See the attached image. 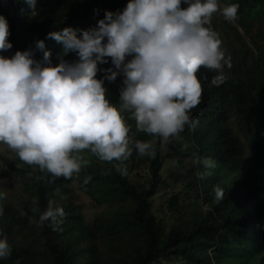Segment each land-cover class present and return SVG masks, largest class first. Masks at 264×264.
<instances>
[{"label":"trees","instance_id":"trees-1","mask_svg":"<svg viewBox=\"0 0 264 264\" xmlns=\"http://www.w3.org/2000/svg\"><path fill=\"white\" fill-rule=\"evenodd\" d=\"M6 1L4 5L0 0V14L9 21L12 47L3 54L35 48L36 41L43 39L53 64L76 56L48 38V32L71 26L79 34L94 27L106 10H122L127 3L87 0L73 6L75 0H37L33 9L25 0ZM233 1L250 17L264 11V0ZM41 56L42 51L36 50L35 57ZM99 67L98 78L105 76L104 69L115 70L110 60ZM223 73L225 81L214 86L211 80L217 73L199 70L198 77H206L204 91L191 110L198 122L185 128L177 141L161 146L159 137L136 131L134 121L128 120L133 141L151 139L157 155L137 157L134 150L126 161V176L96 156L70 179L52 177L21 161L30 200L24 202V212L0 201V234L13 249L0 264H264V72L245 75L242 69L225 67ZM104 84L110 102H117L122 84L107 80ZM209 157L215 161L213 168L194 162ZM167 158L174 166L165 177ZM141 167L147 174L142 182L134 181L132 174ZM75 179L87 186L97 204L104 205L92 222L75 201L70 187ZM171 181L179 187L165 202L169 221L156 214L154 202ZM217 187L222 198L214 195ZM50 198L64 208L62 231L29 223ZM196 204L200 207L187 213Z\"/></svg>","mask_w":264,"mask_h":264},{"label":"clouds","instance_id":"clouds-1","mask_svg":"<svg viewBox=\"0 0 264 264\" xmlns=\"http://www.w3.org/2000/svg\"><path fill=\"white\" fill-rule=\"evenodd\" d=\"M25 2L36 8L37 0ZM238 8L237 3L221 6L220 0H127L122 10H106L94 27L79 34L71 26L48 32V38L76 56L55 64L43 39L35 48L4 55L12 42L9 21L0 14V144L52 177L78 174L88 164L82 150L113 163L126 176L134 150L137 157L157 155L151 139L133 141L128 120L136 131L159 137L161 146L197 124L191 110L201 102L206 79L197 73L201 68L217 73L211 84L219 86L226 78L224 68L231 67L211 18L219 12L234 21ZM36 50L42 51L39 59ZM109 60L115 70L104 69L105 76L98 78L99 65ZM118 75L122 86L113 103L104 81ZM194 162L215 167L210 157ZM214 195L222 198L223 191L214 188ZM5 196L0 191V201ZM64 217V208L50 198L29 223L58 232ZM12 251L0 234V260Z\"/></svg>","mask_w":264,"mask_h":264},{"label":"rangeland","instance_id":"rangeland-1","mask_svg":"<svg viewBox=\"0 0 264 264\" xmlns=\"http://www.w3.org/2000/svg\"><path fill=\"white\" fill-rule=\"evenodd\" d=\"M87 0H75L73 6L83 3ZM6 5L7 1L2 0ZM227 3H236L233 0H220V5L223 6ZM239 5V4H238ZM245 11L238 8V18L234 21H227L219 12L214 13L211 18V27L218 33L221 40V47L225 50V54L231 58V67L234 70L242 69L245 75L257 76L263 75L264 72V11L261 16L250 17ZM115 84H122V75H118L114 81ZM82 156L85 160L90 162L94 158L88 150H82ZM250 156L246 154V162ZM21 160L14 151L9 149L6 145L0 144V182L1 191L6 193L5 201L12 203L21 212H24V202L30 200V192L26 191L25 181H23L20 173ZM248 164V163H247ZM174 166V161L167 158L162 174L168 177L170 170ZM147 171L144 167L135 170L132 174L134 181H143V176H146ZM31 184V181L28 182ZM72 191L76 194V203L81 205L86 220L92 222L98 213L104 208L95 202L92 195L93 193L87 186L75 179L70 185ZM179 186H171L161 191L155 197L154 210L158 215L166 214V199L171 195L174 189L178 190ZM200 205L189 206L187 213L195 212ZM162 212H161V211ZM166 218L170 217L169 214L165 215ZM169 219V218H168ZM170 221V219H169Z\"/></svg>","mask_w":264,"mask_h":264}]
</instances>
